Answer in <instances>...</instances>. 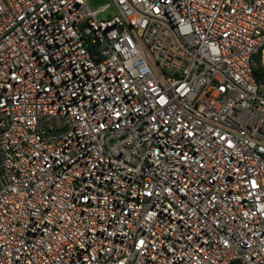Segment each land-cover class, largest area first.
Instances as JSON below:
<instances>
[{
  "label": "built area",
  "instance_id": "2783aa9c",
  "mask_svg": "<svg viewBox=\"0 0 264 264\" xmlns=\"http://www.w3.org/2000/svg\"><path fill=\"white\" fill-rule=\"evenodd\" d=\"M90 2L0 0V264H264V0Z\"/></svg>",
  "mask_w": 264,
  "mask_h": 264
},
{
  "label": "trees",
  "instance_id": "16d2710c",
  "mask_svg": "<svg viewBox=\"0 0 264 264\" xmlns=\"http://www.w3.org/2000/svg\"><path fill=\"white\" fill-rule=\"evenodd\" d=\"M255 75L257 79L263 80L264 79V66L260 65L255 69Z\"/></svg>",
  "mask_w": 264,
  "mask_h": 264
},
{
  "label": "rangeland",
  "instance_id": "374dc122",
  "mask_svg": "<svg viewBox=\"0 0 264 264\" xmlns=\"http://www.w3.org/2000/svg\"><path fill=\"white\" fill-rule=\"evenodd\" d=\"M108 1L109 0H91L90 4L93 8H98L99 6L105 4Z\"/></svg>",
  "mask_w": 264,
  "mask_h": 264
}]
</instances>
